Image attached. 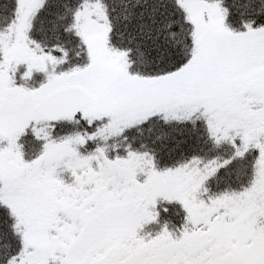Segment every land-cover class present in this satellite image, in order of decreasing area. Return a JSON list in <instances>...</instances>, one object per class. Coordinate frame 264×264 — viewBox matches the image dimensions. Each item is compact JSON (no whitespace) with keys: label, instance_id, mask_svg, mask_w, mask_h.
<instances>
[{"label":"snow or ice","instance_id":"6c2138e0","mask_svg":"<svg viewBox=\"0 0 264 264\" xmlns=\"http://www.w3.org/2000/svg\"><path fill=\"white\" fill-rule=\"evenodd\" d=\"M0 264H264V0H0Z\"/></svg>","mask_w":264,"mask_h":264}]
</instances>
